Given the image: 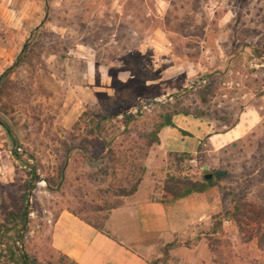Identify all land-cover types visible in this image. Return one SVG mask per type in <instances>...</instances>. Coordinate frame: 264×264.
I'll return each instance as SVG.
<instances>
[{"label":"rangeland","instance_id":"374dc122","mask_svg":"<svg viewBox=\"0 0 264 264\" xmlns=\"http://www.w3.org/2000/svg\"><path fill=\"white\" fill-rule=\"evenodd\" d=\"M31 47L29 59L20 63V55ZM260 52L264 0H0V77L10 76L12 104L18 105L15 113L2 117L16 143L0 125V205L12 209V201L26 195L25 204L35 213L29 216V232L17 242L22 253H35L38 264H55L60 255L49 239L58 214L66 210L96 221L124 200L117 190L133 180L123 179L131 163L115 180L104 177L106 161L89 162L74 151L65 166L72 169L68 186L60 193L49 187L47 178L55 176L63 152L59 141L82 136L74 130L81 116L87 113L86 122L110 116L105 121L108 132L120 137L127 130L124 118L133 116V108L168 96V102L134 116L138 122L129 131L131 140L142 144V135L154 128L164 107L173 106L174 111H206L205 118L215 123L214 135L240 122L245 135L220 151L208 144L184 163L183 173L197 178L227 173L205 193L188 196L195 198L187 207L188 217L197 215L166 244L168 254L151 264H264ZM236 54L244 57L234 69L230 61ZM104 84L114 90L109 94L120 93L118 101L107 102L112 95H106ZM4 103L11 105L6 97ZM174 117L182 118L179 125L188 120L184 114ZM188 140L177 134L168 147L180 151ZM15 147L21 149L18 158ZM128 147L126 143L120 149ZM144 165V180L146 175L153 180L152 197L175 199L164 189L165 179L174 174L168 153L154 145ZM33 169L39 179L27 190ZM235 206L241 210L238 218L232 213ZM6 211L0 208V222ZM218 215L223 216L222 231L213 235ZM7 261L2 258L0 264Z\"/></svg>","mask_w":264,"mask_h":264},{"label":"trees","instance_id":"16d2710c","mask_svg":"<svg viewBox=\"0 0 264 264\" xmlns=\"http://www.w3.org/2000/svg\"><path fill=\"white\" fill-rule=\"evenodd\" d=\"M33 51V48H28L20 55V63L25 62L29 59L30 52ZM261 54H256L259 58L264 57V52H260ZM244 55L239 54L230 61L231 66L235 64L234 69L241 64ZM234 63V64H233ZM11 80L8 73H4L0 77V125L4 128L5 132L11 139L13 143H16V139L13 138L12 128L11 126L4 122L2 117L10 116L15 113L13 103V95L10 92L11 88ZM120 93L115 94L114 96L108 99V103L112 104L114 101H118V96ZM6 97V101L11 105H7L4 103V98ZM3 102V104H1ZM112 106V105H111ZM174 107V106H173ZM173 107H164L166 112L159 116V120L154 128L142 135L143 143L140 144L135 140H131L129 131L132 126L137 125L138 120L134 116H125V120L122 123L127 127L126 132L123 133L120 137L113 135L111 137L108 132L107 124L105 121L110 120V116H103L102 121H97L94 119H89L87 122L85 121V116L87 113L81 116L79 121L74 126V130L78 133L82 132L81 137H76L75 135H70V137L65 138V140L59 141L63 152L62 155L58 157L59 165L57 166L54 174L55 176H50L47 178L49 187L55 190L57 193L62 192L67 186L69 182V174L72 169L71 166L65 170V166L67 160L72 158L74 151H77L82 155V158L88 160L89 162L93 160H104L108 163V165L104 168V177L115 179L119 175V170H126L129 163L131 165L128 169V174L125 176V181L128 182L130 177L133 178V182L129 184L128 187L121 188L119 186L120 198H124L133 196L139 189L140 184L144 180L146 174V167L144 165V159L148 157L150 149L154 145L160 144V133L165 127H176L173 124V118L177 114H185V115H193L197 118L206 117L209 114L204 111L201 113L191 112L189 110L185 111H174ZM138 118V117H137ZM186 133V132H185ZM187 134V133H186ZM188 135V134H187ZM95 137H99L100 140L96 141ZM126 143L129 144L127 151L121 150ZM233 145H236L233 144ZM13 155L18 158L19 154L17 151V147H15L13 151ZM196 156H193L189 153H177V152H169L168 153V162L169 166L172 170H174V174L168 176L164 181V189L165 191L171 193L175 199L186 198L195 193H205L209 188L215 186L216 182L220 179L214 176L212 179H206L205 176L210 173H205L201 175V178H197L196 176H190L189 174L183 173V165L187 161L193 159ZM216 172V171H215ZM212 172V173H215ZM33 177L31 181L26 183L27 190L32 189V184L34 179H39L36 173V169L32 170ZM63 177L65 181L62 186H60ZM5 189V188H4ZM115 194V191H113ZM26 195L20 196V198H15L12 201V209H9V206L3 203L0 205V208H5L7 211L5 212V218L3 222H0V260L2 258L7 259L6 264H38V257L35 253H22V249L17 246V242L22 239L23 232H29V208L26 206ZM124 200L120 201L117 205L112 208H108V211L105 216L100 219L97 218L96 221L90 220L82 215L73 213L78 216L84 222L93 226L100 232H106L107 223L110 217V213L113 209L118 208L124 204ZM237 218L242 216L241 210L239 206H235L234 212H232ZM223 226V216L218 215L214 217V223L212 227V232L210 234L219 235L222 231ZM51 243V238L49 239ZM260 244L264 249V233L260 235ZM169 246L165 245L163 249V254L167 255ZM60 255L58 261L55 264H76L73 260L68 258L66 255L58 252ZM164 260V259H163ZM156 261V260H155ZM159 261V259L157 260ZM153 262V261H152ZM151 262V263H152ZM1 263V262H0ZM150 263V264H151Z\"/></svg>","mask_w":264,"mask_h":264},{"label":"crops","instance_id":"0c3cea01","mask_svg":"<svg viewBox=\"0 0 264 264\" xmlns=\"http://www.w3.org/2000/svg\"><path fill=\"white\" fill-rule=\"evenodd\" d=\"M105 85L106 95L114 96L115 93L109 94L112 89ZM187 118L185 125H179L182 118L174 117L176 127H165L161 131L159 146L164 152L197 156L208 144L213 150L220 151L245 135L240 129L241 122L232 130L214 135L216 126L210 119L193 115ZM176 119L179 121L175 122ZM181 131L188 135L182 136ZM177 134L189 139L180 151L179 147H168L170 139ZM152 181L146 175L138 191L111 211L106 232H100L70 211H61L50 229L52 248L76 264H150L161 257L164 246L177 232L187 229L192 216L197 213L188 217L187 207L191 206L192 199L195 200L192 196V199L152 197Z\"/></svg>","mask_w":264,"mask_h":264},{"label":"built area","instance_id":"2783aa9c","mask_svg":"<svg viewBox=\"0 0 264 264\" xmlns=\"http://www.w3.org/2000/svg\"><path fill=\"white\" fill-rule=\"evenodd\" d=\"M201 83H206L205 81H200L199 84ZM169 101V98L168 96H163L161 98H155L154 100H152L151 102H148V103H142L140 106L138 107H135L132 109L131 113L133 116L135 117H139L141 116L143 113L149 111L151 108H153L154 106L156 105H160V104H164L166 102ZM19 152H21V149H18ZM193 163H196V161H192ZM32 201H30V205H32ZM30 216L31 217H34L35 216V213L32 212L30 213ZM49 223H52L51 220L48 221ZM226 224H230V222H226Z\"/></svg>","mask_w":264,"mask_h":264},{"label":"water","instance_id":"95a60500","mask_svg":"<svg viewBox=\"0 0 264 264\" xmlns=\"http://www.w3.org/2000/svg\"><path fill=\"white\" fill-rule=\"evenodd\" d=\"M226 171H216L215 173H210L205 176L206 179H212L214 176L218 178H223L226 175ZM64 180V177H63Z\"/></svg>","mask_w":264,"mask_h":264}]
</instances>
